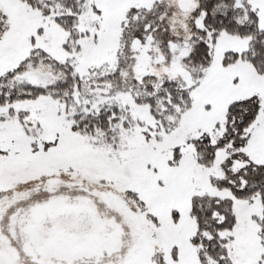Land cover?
Here are the masks:
<instances>
[{
    "label": "snow or ice",
    "instance_id": "obj_1",
    "mask_svg": "<svg viewBox=\"0 0 264 264\" xmlns=\"http://www.w3.org/2000/svg\"><path fill=\"white\" fill-rule=\"evenodd\" d=\"M0 264H264V0H0Z\"/></svg>",
    "mask_w": 264,
    "mask_h": 264
}]
</instances>
